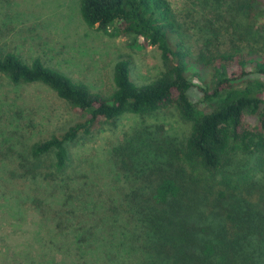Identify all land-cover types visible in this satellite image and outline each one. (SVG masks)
Wrapping results in <instances>:
<instances>
[{
    "label": "trees",
    "instance_id": "obj_1",
    "mask_svg": "<svg viewBox=\"0 0 264 264\" xmlns=\"http://www.w3.org/2000/svg\"><path fill=\"white\" fill-rule=\"evenodd\" d=\"M195 2L208 14L201 30L211 36L202 38L192 58L168 0H82L89 27L110 38L131 39L135 51L156 47L161 52V75L142 86L132 81L130 62L119 61L115 91L107 97L41 59L27 64L5 51L2 41L10 32L2 31L8 23L0 6V74L15 86H47L85 118L32 145L27 161L9 157L12 170L3 181H55L70 166L69 144L127 114L145 118L172 109L189 126L180 139L163 126L136 128L114 148V167L128 181L129 192L124 204L104 212L110 239L101 238V226L67 210L71 227L80 222L75 229L42 230L38 243L5 247L6 257L0 248V264H264V0ZM191 89L197 104L189 97ZM238 156L256 161L239 166ZM11 196L17 205L23 194ZM31 196L25 202L44 221L47 201ZM65 214L61 211L59 225ZM23 215L22 209L13 213ZM33 225L36 234L41 224Z\"/></svg>",
    "mask_w": 264,
    "mask_h": 264
},
{
    "label": "rangeland",
    "instance_id": "obj_2",
    "mask_svg": "<svg viewBox=\"0 0 264 264\" xmlns=\"http://www.w3.org/2000/svg\"><path fill=\"white\" fill-rule=\"evenodd\" d=\"M168 1L182 25L184 46L189 48L191 57L195 58L202 38L211 36H205V32L201 30L205 28L203 21L208 19V14L197 6L195 0ZM81 2L82 0H0L8 23V26H3L2 31L10 32L4 35L2 47L5 51L11 50L21 56L27 64L41 59L48 67L86 84L92 92L106 97L115 91L114 70L121 60L130 62L131 79L139 86L150 84L161 75L163 63L161 52L156 47L135 51L130 48L131 39L110 38L89 27L82 17ZM208 77L211 78V75H207ZM191 80L197 84L200 82L195 78ZM189 97L197 104L198 95L194 89H191ZM84 119L47 86H15L0 74L2 251L5 247L10 248L16 244L36 242L44 236L42 230L72 231L80 222L73 221L74 226L71 227L69 223L72 215L67 210L72 213L74 211V217L81 221L101 226V238L110 239L104 212L109 206L124 204L123 197L129 192L128 181L114 167V148L122 144L126 135L136 128L148 127L152 130L163 126L167 135L178 139L189 129L172 109L145 118L127 114L115 124L103 125L88 137L81 134L74 143L69 144L70 166L65 175L55 181L15 182L14 185L11 184V178L3 181L12 170L9 157L11 160L17 157L27 161L31 158L28 150L32 145L53 135L59 136ZM237 159L239 166H249L256 161L253 156H238ZM16 191L23 194L22 198L18 197L21 201L17 205L16 198L11 196ZM30 195L47 201L44 205V221H41L38 214L41 212L25 202L24 198ZM16 206V210L24 211L23 216H13L16 210L12 208ZM228 210L233 211L232 207ZM61 211L66 213L67 218L63 225H59L62 220ZM26 212H30L27 217ZM44 214L42 212L41 215ZM33 221L41 224L40 231L36 234ZM259 232L256 234L261 237ZM262 236L264 237V230ZM31 251L35 254V249ZM4 255L7 256L5 252ZM262 258L264 259V251ZM2 261L7 262L4 259Z\"/></svg>",
    "mask_w": 264,
    "mask_h": 264
}]
</instances>
